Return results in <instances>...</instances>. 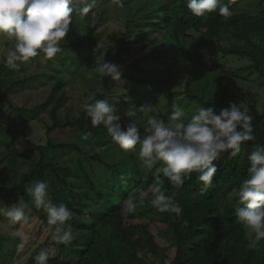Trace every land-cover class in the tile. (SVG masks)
Listing matches in <instances>:
<instances>
[{
	"label": "trees",
	"instance_id": "obj_1",
	"mask_svg": "<svg viewBox=\"0 0 264 264\" xmlns=\"http://www.w3.org/2000/svg\"><path fill=\"white\" fill-rule=\"evenodd\" d=\"M250 1L233 0L230 17L216 12L202 18L191 14L187 0H120L119 4L116 0H96L81 18L85 0H77L70 31L60 42L62 51L69 53L67 65L50 62L54 72L14 79V72L9 73L10 68L0 63V104L15 112L13 123L0 124V167L9 170L7 182L0 179V207L3 201L18 202L22 197L21 202L38 216L42 227L49 229L45 243L34 250L30 244H19L18 238L11 239L16 242L8 251L1 249L0 243L3 264H34L51 245L56 252H47L48 264H157L160 254L159 264H264V241L250 249L247 229L235 217V209L241 206L235 193L248 178L247 156L256 145L264 146V0L245 11L243 7ZM111 6L123 21L124 30L112 58V63L120 66L122 77L118 81L94 79L88 87L96 99L114 104L122 126L133 120L140 127L147 124L149 116L167 123L173 103L185 109L187 118L199 107L219 110L230 103L240 104L252 117L254 139L244 142L236 157L221 154L214 162L217 172L208 189L196 179L198 173H192L183 186L174 187L159 171L162 165L151 171L143 169L136 154L139 146L124 151L102 125L92 127L82 110L85 98H79L75 113L71 88L80 81L86 85L87 70L111 44L105 37V25L115 17ZM133 48L148 51L131 58ZM237 61L247 64L235 69L231 63ZM182 69L186 71L185 85L177 94L165 95V113L155 104L151 113H140L138 108L162 92ZM48 83L52 89L45 101L32 108L14 102L16 95ZM46 113L50 121L45 124L46 143L27 141L28 150L20 152L13 145L25 132L22 127L43 121ZM66 133L71 135L65 140ZM85 134L87 139H83ZM64 157L76 163L83 181L70 180L73 170L62 166ZM157 176L165 181V194L182 207L179 215L158 212L150 205V196L143 210L137 208L133 213L123 207L131 193L146 191ZM37 180L50 182V198L72 210L73 217L67 221L73 230L71 244L57 242L46 213L31 205L26 189ZM4 217L0 213V226ZM152 223H159L164 233L172 234L174 253L169 255L161 249L149 229ZM18 244L21 249H17ZM16 258L21 261L16 262Z\"/></svg>",
	"mask_w": 264,
	"mask_h": 264
},
{
	"label": "clouds",
	"instance_id": "obj_2",
	"mask_svg": "<svg viewBox=\"0 0 264 264\" xmlns=\"http://www.w3.org/2000/svg\"><path fill=\"white\" fill-rule=\"evenodd\" d=\"M77 0H0V36L11 43L3 60L7 67L15 69L19 64L33 58L42 57L52 60L62 51L60 42L65 40L70 31L74 5ZM233 0H187V9L195 17L207 18L218 12L227 18L232 15L230 4ZM96 0H85L80 9L81 18L95 6ZM119 4L120 0H116ZM100 77H110L118 81L122 77L119 65L106 62L95 67ZM93 92L82 104V110L92 127L103 126L112 140L124 151L134 150L140 166L151 171L157 164L168 183L181 187L192 173H198L196 179L203 189L212 185L217 172V161L221 154L228 153L236 157L241 153V145L254 139L251 124L252 117L240 104L230 103L228 107L217 110L214 106L199 107L186 117L185 109L175 103L168 122L149 116L146 133L135 121L122 126L121 117L114 104L107 99H96ZM138 111L148 114L153 111V104L145 102ZM87 139V134L83 137ZM250 162L248 178L244 180L235 195L240 207L235 209L236 219L247 229L248 247L256 249L264 241V146L256 145L248 154ZM122 180L125 177H121ZM165 181L157 176L146 191L138 196L129 195L123 201V207L134 212L144 205L146 199L161 213L179 215L182 207L178 201L163 191ZM31 197V205L47 215V225L54 229V238L61 244H71L74 239L72 226L67 223L72 217V210L64 203H56L50 198L49 183L34 181L26 189ZM0 207V213L12 221H27L25 205L21 202ZM49 255L41 252L34 264H48Z\"/></svg>",
	"mask_w": 264,
	"mask_h": 264
},
{
	"label": "rangeland",
	"instance_id": "obj_3",
	"mask_svg": "<svg viewBox=\"0 0 264 264\" xmlns=\"http://www.w3.org/2000/svg\"><path fill=\"white\" fill-rule=\"evenodd\" d=\"M259 1L260 0H251L250 2H248L249 3L248 5L243 7L244 10L245 11L250 10L251 9L250 6L255 5ZM109 8L111 12L114 13L115 15L116 11L112 9V6ZM121 19H122L121 16L115 15V17L112 16L111 20L108 23H106L105 27L107 29V34L105 35V37H106V40H108L106 42H110L111 44H109L106 51L98 59H95L94 61L95 63L92 62L94 64L91 65L90 68L87 70V73L85 74V76L88 82H85L86 85H84L82 81L79 80L80 82L76 83L73 86V88H71V90L74 92L73 96L75 98L74 100L75 105H76L74 106L75 113H77L76 111L80 107L79 98H86L91 93H93V91L90 90L88 87L90 82L93 81L94 79L101 81L102 77H100L98 73H96L95 71L96 65L99 63H102L104 60L106 62H111V63L113 61L112 58L114 57V50L116 48L115 43H117L120 40L121 34L123 33V30H124L123 21ZM111 39H113L112 42H111ZM9 43L10 45H8ZM11 43L12 42H10L6 37L0 36V57L5 56L7 49L11 46ZM147 51L148 50L144 49L141 53V51H139L138 49L133 48L130 51V55H131L130 57L139 58L141 56H144ZM68 54L69 53L67 51H61L52 60H46V59H43L42 57L34 59V60H29L28 62L19 64V66L15 69L10 68L9 73L14 72L15 74L14 79H20V78L30 77L38 73H43L45 71H49V73L50 71L54 72L55 68L52 66V64H55L56 66H59L60 64L67 65L69 61ZM130 57L126 56L125 58L129 59ZM52 61L55 63H53ZM50 62L52 63L51 65H50ZM245 63H246L245 61H237L231 64H232V67L236 69V68H239L247 64ZM185 72L186 71L182 69L181 72H179L176 79L174 78L173 80L169 81L167 84L163 86L162 92L153 94L149 98V102L162 108V113H165V107L167 104L165 95L166 94L173 95V94H177L178 92L182 91L185 85V80L183 78V76L185 75ZM195 82L197 83V81ZM95 87H97V85ZM51 89H52V84L48 83L46 87L44 88L32 89L31 91L22 92L19 95H16L15 97H13V100L16 104L20 106H27L29 108H32L34 105L45 101V99L47 98V94L50 92ZM260 102H261V99L259 100V103ZM263 104H264V100H263ZM68 107H71V103L68 104ZM42 118H43V121L31 122V123L25 124L22 127L23 129H25V132L20 135L16 143L13 145L20 152H26L28 150L29 147H28L27 141L35 142L37 144L46 143L45 131L47 129V126L45 124H49L50 122L48 113L44 114ZM14 120H15V112L11 111V109H9L5 103H1L0 104V124L8 126L11 123H13ZM140 127L142 130V135H145L146 133L143 132V129L147 127V124L142 123ZM70 135H71L70 133L69 134L66 133L63 137L66 140ZM61 164L62 166L70 167L73 170V175L69 176L71 181H75L79 183L83 181V179H85V177H83L82 174L77 171L76 163L74 161L70 160L67 157H64V158H61ZM86 168H87V171L91 174L90 167H86ZM8 171H9L8 167H0V179H2L4 183L7 182L6 176L8 175ZM75 175L79 177H75ZM48 183L50 185V182ZM139 193L140 192L135 191L131 193V195L138 196ZM18 202L8 199L6 201H3L4 203L3 207L11 206L12 204H15ZM145 204L146 202L144 203V205L139 206L138 208L140 210H143L144 207L146 206ZM136 210L133 213H135ZM25 214L27 216L26 222L12 221L10 218L4 215L6 216L4 217L5 222L3 221L4 224L2 223L0 226V243L2 244L1 249H4V250L6 249L5 251L12 249L11 247H13L15 240L13 241L11 239H17V238L20 240L19 244L27 243L28 246L31 245V249L33 250L37 248V246H39L40 244L45 243V241L47 240V236L49 235V229L42 227V222L40 221L38 216L33 214L27 205H25ZM6 220L14 224H10ZM149 229L151 233L155 236L156 241L161 246V249L166 254L170 255L175 252V248L174 246H172V243L170 241L171 235H172L170 232L164 233L163 232L164 229L161 227L159 223L150 224ZM52 238H53V235H52ZM48 243L49 245L51 244L50 242ZM19 248L21 249L20 245L17 249ZM45 249L49 253L56 252V248H54L52 245L51 247L49 248L47 247ZM161 256L162 255L160 254L158 258L156 259L157 264L160 263ZM16 259H17L16 262L21 261V259L20 260L18 258ZM4 262H5V259H3L2 254H0V264H3Z\"/></svg>",
	"mask_w": 264,
	"mask_h": 264
}]
</instances>
